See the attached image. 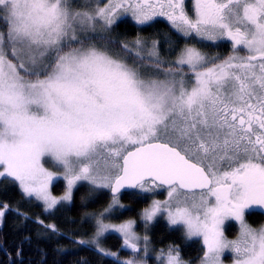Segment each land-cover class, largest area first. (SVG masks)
<instances>
[{"label": "snow or ice", "instance_id": "6c2138e0", "mask_svg": "<svg viewBox=\"0 0 264 264\" xmlns=\"http://www.w3.org/2000/svg\"><path fill=\"white\" fill-rule=\"evenodd\" d=\"M0 0V182L19 184L46 212L112 194L95 216L92 238L80 239L119 264H147L149 238L135 221L105 223L124 208L122 189L139 196L164 188L141 213L145 230L158 217L200 238V264H264V0ZM191 13V14H190ZM152 27L167 20L177 34L162 40L116 32L127 18ZM181 38L191 39L177 52ZM230 43V54L203 49ZM163 51L175 59H167ZM199 45V46H197ZM186 69V70H185ZM63 171L65 194L51 195ZM8 204L0 205V223ZM24 215L23 213H18ZM26 218V217H25ZM238 226L228 240L226 222ZM43 225V221H38ZM53 233V224L44 225ZM117 233L133 258L102 247ZM19 255V253H18ZM162 264H189L180 248ZM83 264H88L84 261Z\"/></svg>", "mask_w": 264, "mask_h": 264}, {"label": "trees", "instance_id": "16d2710c", "mask_svg": "<svg viewBox=\"0 0 264 264\" xmlns=\"http://www.w3.org/2000/svg\"><path fill=\"white\" fill-rule=\"evenodd\" d=\"M116 32L121 38L132 37V40L138 34L145 38L160 40L164 33H170L174 38L177 35L163 20H157L152 27L146 28L138 27L128 21L122 22L119 23ZM186 42L191 44V39L179 40L177 52ZM163 48L162 45V56L167 59L175 58V54L169 56L164 53ZM203 50L209 55L217 51L214 46ZM51 191L55 196L63 194L64 183L57 181L52 185ZM84 191V188H80L79 191L74 190L72 203L54 212L45 213L41 205L24 197L16 183L7 180L0 182V205L6 203L11 209L6 212L0 223V264H83L84 261L88 264H119L116 258L102 256L94 248L77 243L79 236L88 233L90 225H93L91 220L85 221V216L96 215L111 201L109 193L104 191V195L95 203L82 204L80 196ZM131 193L133 192L119 195L120 203L128 209L111 220L112 222L119 223L130 219L137 221L140 212L149 205L153 197V195L134 196ZM154 195L156 198L162 197L161 194ZM38 221H43V225ZM263 221L264 218H256L248 220V223L258 227ZM48 224L55 225L59 232L53 233L46 229L44 225ZM226 231L230 238L235 236L236 231L232 230V227ZM149 235L150 243L154 248H167L169 245L179 247L183 260L194 262L202 256L203 248L199 242H184L182 232L168 229L164 222L156 221L152 224ZM121 244V239L115 235H108L103 241L104 248L116 252L120 261L126 260L129 256V252L121 249Z\"/></svg>", "mask_w": 264, "mask_h": 264}, {"label": "rangeland", "instance_id": "374dc122", "mask_svg": "<svg viewBox=\"0 0 264 264\" xmlns=\"http://www.w3.org/2000/svg\"><path fill=\"white\" fill-rule=\"evenodd\" d=\"M157 19H158V18H157ZM159 19H160V20H163V21H165V22H167V20H165L164 18H159ZM126 21H128V22L132 23L133 25H135V23L131 20L130 17H128ZM167 24H168V22H167ZM136 26H137V25H136ZM168 26L170 27L169 24H168ZM138 27H143V26H138ZM170 29H171V28H170ZM171 30H172V29H171ZM172 32H174V30H172ZM174 33H175V32H174ZM127 38H128V39H126V41L129 42V43H131V42L134 40V39L132 40V37H127ZM171 59H175V58L173 57V58H171ZM185 70H186V69H185ZM42 163L44 164V167H46L49 171H52V172H53L54 174H56V176L58 177L57 179H54V180H53V182L51 183V185H50V187H49V191H50L51 195L54 196V197H57V198L63 196V195L65 194V191H66V181L63 179V171H62L61 169H59V168L53 166V164H52L50 161H48L47 158H45V160H42ZM57 181H62V182L64 183V192H63V194H61V195H57V196H55V195L52 194L51 187H52V185H53L54 183H56ZM16 184L18 185V187H19L21 193L24 195V197L33 200L34 202H36V203H38L39 205H41L42 208H43V210L45 209V205H44L43 201L37 200L35 197H28V196H26V195L23 193V191L21 190V188H20L18 182H17ZM74 190H75V189H74ZM74 190H73V192H74ZM103 191H107V192H108L109 190L105 189V190H103ZM136 191L139 192L138 189H137ZM154 194H161V196H162L161 199H160V198H156ZM142 195H149V196H152V195H153V197H152V199L150 200L149 205H148L147 207L150 206V204L152 203L153 200H160V201H163V200L167 199V192H166V190H164V189H157V190H155L154 192H145V193H142L141 196H142ZM109 197H110V196H109ZM110 198H111V197H110ZM69 204H70V203H68V204H64V205H69ZM64 205H62V206H58V208H63ZM147 207H146V208H147ZM127 209H128V208L124 205V208H123V209H120L119 212H113L112 214L108 215L107 218H105L104 222H105V223H111V224H120V223H123V222L128 221V220H126V221L119 222V223H118V222H112V221H111V220L117 218L121 213H123V212H124L125 210H127ZM143 210H144V209H143ZM143 210L140 212V216H139V219H138L137 221L134 220V219H130V220H133V221L136 222V223H135L134 230L136 231V233H137L139 236L143 237L144 235H147L148 238H149V236H150V235H149V231H150V227H151V225L154 224L156 221H161V222H164V223L166 224V226L168 227V229H170V230H180V231L182 232L183 240H184V242H186L185 237H184V231H183V229H182V228H179V229H177V228H170L169 225H168V222H167L166 218H164V217H158L157 220H156L154 223H152V224L149 226V228H148L147 230H145L144 225H143V221L141 220V213L143 212ZM102 211H103V210H102ZM44 212H45V213H51V212H46L45 210H44ZM53 212H54V211H53ZM100 212H101V211H100ZM100 212H99V213H100ZM97 214H98V213H97ZM97 214H96V215H97ZM92 216H95V215H92ZM86 219H87V220H91L92 223H93V225H90V231H91V232L88 231V233L90 232L89 234H88V233L81 234V235L79 236V238H78V241H79L80 239H89V238H92V237H93V234H94V231H95V220L92 219L91 216H87V215L85 216V221H86ZM261 224H264V221H263V223H261ZM261 224H260V225H261ZM226 225H227L226 230H227L229 227H232V230H235V231H236L235 236H234L233 238H230V236L227 235V231L225 230V236H226V238H227L228 240H235V239H237L239 229H238V226L235 224V222L232 223V221H227V222H226ZM138 227H139V229H138ZM108 235H115V236L119 237V234H117V233H106L105 236L101 238L102 247H104V246H103V241H104V239L106 238V236H108ZM119 238H120V237H119ZM121 241H122V240H121ZM188 242H199V245H201V247L203 248L202 256H200L199 259H198L197 261H194V262H190V261H188L189 264H200L201 258L203 257V255H204V251H205V248H204V246H203V242H202V240H201L200 238L194 237L191 241H187V243H188ZM87 246H88V245H87ZM90 247H91V246H90ZM92 248H93V247H92ZM121 249H122V250H126L127 252H129V256H127V257H128L127 259L133 258V255H134V254L131 252L130 249H124V248H121ZM161 249H164L165 251H167L168 247H167V248H154V247L152 246V244L150 243V238H149V253H148V255L145 257V256L143 255V253L141 252L140 254H138V255L136 256V259H138V260L146 259V260H147V264H162V260H158V259H157V255L159 254V252H160ZM127 259H126V260H127ZM115 260H116V259H115ZM221 260L223 261V264H232V261H231V253L226 251V252L223 254V256L221 257ZM185 261H186V260H185Z\"/></svg>", "mask_w": 264, "mask_h": 264}, {"label": "flooded vegetation", "instance_id": "af4514ba", "mask_svg": "<svg viewBox=\"0 0 264 264\" xmlns=\"http://www.w3.org/2000/svg\"><path fill=\"white\" fill-rule=\"evenodd\" d=\"M186 7L190 9V7H191V5H190V0H186ZM190 14H191V13H190ZM158 19H159V18H158ZM190 43H194V42L191 40ZM214 47H215V46H214ZM215 48H216L217 51H214V52L212 53L213 55L218 54V55H220L221 57H225V56H227V55L230 54V43L227 42V41L222 42V43H221V46H220L219 48H217V47H215ZM256 218H258V219H260V218H264V215H252V216H247V217H246L247 221L250 220V219L254 220V219H256ZM232 223H234V222H232Z\"/></svg>", "mask_w": 264, "mask_h": 264}, {"label": "water", "instance_id": "95a60500", "mask_svg": "<svg viewBox=\"0 0 264 264\" xmlns=\"http://www.w3.org/2000/svg\"><path fill=\"white\" fill-rule=\"evenodd\" d=\"M135 190L136 189H122L121 192L118 195L123 194V193H130V192H133ZM109 195L112 196L110 191H109Z\"/></svg>", "mask_w": 264, "mask_h": 264}, {"label": "bare ground", "instance_id": "6f19581e", "mask_svg": "<svg viewBox=\"0 0 264 264\" xmlns=\"http://www.w3.org/2000/svg\"><path fill=\"white\" fill-rule=\"evenodd\" d=\"M110 196V195H109ZM111 197V196H110ZM116 261V260H115Z\"/></svg>", "mask_w": 264, "mask_h": 264}]
</instances>
